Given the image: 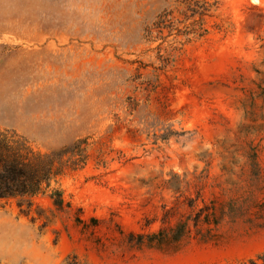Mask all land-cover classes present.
Here are the masks:
<instances>
[{"label":"rangeland","instance_id":"obj_1","mask_svg":"<svg viewBox=\"0 0 264 264\" xmlns=\"http://www.w3.org/2000/svg\"><path fill=\"white\" fill-rule=\"evenodd\" d=\"M208 1L206 31L186 36L182 0H0V128L68 161L31 206L0 200V264L264 253V0ZM53 189L71 206L58 209ZM190 199L233 207L215 239L129 243L164 208L172 222L189 213Z\"/></svg>","mask_w":264,"mask_h":264},{"label":"trees","instance_id":"obj_2","mask_svg":"<svg viewBox=\"0 0 264 264\" xmlns=\"http://www.w3.org/2000/svg\"><path fill=\"white\" fill-rule=\"evenodd\" d=\"M182 2L190 12L187 19H192L182 34L202 36L206 31L203 28V17L209 13L212 4L208 0ZM164 15L165 13L159 15L160 23ZM66 151L63 149L42 152L24 135L13 129L0 128V200L16 199L20 204L26 203L31 206L33 198L43 194L50 187L51 181L64 172L68 162L64 160ZM82 159L83 157L73 160V165ZM51 197L58 209L71 206L69 202L64 201L59 189H53ZM188 206L191 211L181 214L174 222L171 219L174 208H164L159 228L148 232H130L127 236L129 243L138 247L177 248L191 238L210 241L216 238L215 231L224 216L233 211L231 205H228L226 211L219 210L214 201L198 206L194 199H190ZM256 209L257 213L264 216V193L256 203ZM77 220L81 222V219ZM150 224L151 220H148L146 226ZM241 264H264V253Z\"/></svg>","mask_w":264,"mask_h":264}]
</instances>
